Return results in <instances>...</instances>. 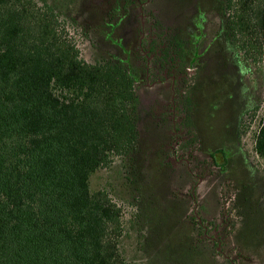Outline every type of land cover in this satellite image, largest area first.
Here are the masks:
<instances>
[{
	"label": "rangeland",
	"instance_id": "1",
	"mask_svg": "<svg viewBox=\"0 0 264 264\" xmlns=\"http://www.w3.org/2000/svg\"><path fill=\"white\" fill-rule=\"evenodd\" d=\"M34 1L53 9L86 63L118 64L123 52L132 60L144 176L135 182L127 155L90 177L91 192L105 191L121 210L122 258L264 264V159L253 151L264 57L236 63L209 49L223 20L197 13L199 0ZM146 121L164 135L143 133Z\"/></svg>",
	"mask_w": 264,
	"mask_h": 264
},
{
	"label": "trees",
	"instance_id": "2",
	"mask_svg": "<svg viewBox=\"0 0 264 264\" xmlns=\"http://www.w3.org/2000/svg\"><path fill=\"white\" fill-rule=\"evenodd\" d=\"M207 10L223 20L209 49L262 61L264 0H199L197 13ZM131 65L124 52L118 64H88L50 6L0 0V264H130L121 210L91 192L90 177L127 155L135 182L144 176ZM253 151L264 159V114Z\"/></svg>",
	"mask_w": 264,
	"mask_h": 264
}]
</instances>
